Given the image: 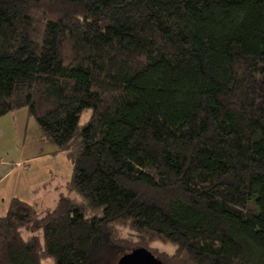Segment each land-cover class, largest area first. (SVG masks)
Listing matches in <instances>:
<instances>
[{"label":"trees","instance_id":"trees-1","mask_svg":"<svg viewBox=\"0 0 264 264\" xmlns=\"http://www.w3.org/2000/svg\"><path fill=\"white\" fill-rule=\"evenodd\" d=\"M21 110L73 173L11 200L0 264H264V0H0Z\"/></svg>","mask_w":264,"mask_h":264},{"label":"rangeland","instance_id":"rangeland-1","mask_svg":"<svg viewBox=\"0 0 264 264\" xmlns=\"http://www.w3.org/2000/svg\"><path fill=\"white\" fill-rule=\"evenodd\" d=\"M91 114V110H86L82 114L80 119L81 126L89 121ZM16 116L17 124H19L18 131L16 132L18 141L16 143L15 139L12 142L11 151L13 159H17L20 156L24 157L21 158L24 159V169H18V174L21 171L24 173V180L22 179L20 184L22 187H25L27 181L44 185L47 189L36 195V197H42L48 203L51 200L53 204L60 193H68L67 182L71 180L73 164L66 154L56 153L57 147L55 144L43 139L42 132L34 119L30 118L27 121L25 110L19 111ZM8 145L9 143L7 147ZM14 181H16V178ZM159 248L168 252L173 250V248L167 246H159Z\"/></svg>","mask_w":264,"mask_h":264},{"label":"crops","instance_id":"crops-1","mask_svg":"<svg viewBox=\"0 0 264 264\" xmlns=\"http://www.w3.org/2000/svg\"><path fill=\"white\" fill-rule=\"evenodd\" d=\"M17 113L9 114L0 120V217H2L8 209L9 203L14 198H19L26 201H37L41 204L52 205V201H45L44 199L37 198L36 195L46 190L47 188L40 183L27 182L25 187L21 186L20 181L24 180V173L18 174V169H24V158L22 156L17 159H13L12 155V142L18 137L16 132L18 131L19 124H17ZM24 116V114H22ZM26 119H30L28 115ZM22 127V125H21ZM13 135H12V134ZM23 131V140H24ZM9 142H8V141ZM9 143L8 147L7 144ZM16 178V181L14 179ZM55 199V198H54Z\"/></svg>","mask_w":264,"mask_h":264},{"label":"water","instance_id":"water-1","mask_svg":"<svg viewBox=\"0 0 264 264\" xmlns=\"http://www.w3.org/2000/svg\"><path fill=\"white\" fill-rule=\"evenodd\" d=\"M119 264H162V262L150 251L140 249L130 255H124L119 260Z\"/></svg>","mask_w":264,"mask_h":264}]
</instances>
